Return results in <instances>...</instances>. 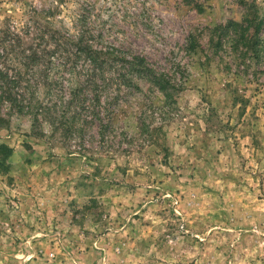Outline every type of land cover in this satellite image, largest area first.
<instances>
[{"label":"rangeland","instance_id":"obj_1","mask_svg":"<svg viewBox=\"0 0 264 264\" xmlns=\"http://www.w3.org/2000/svg\"><path fill=\"white\" fill-rule=\"evenodd\" d=\"M80 4L171 89L109 106L103 136L0 105V264H264V0H66L64 20Z\"/></svg>","mask_w":264,"mask_h":264},{"label":"trees","instance_id":"obj_2","mask_svg":"<svg viewBox=\"0 0 264 264\" xmlns=\"http://www.w3.org/2000/svg\"><path fill=\"white\" fill-rule=\"evenodd\" d=\"M65 1L26 2L20 19L0 17V105L29 116L34 129L81 134L99 122L103 136L118 115L109 106L143 91V84L167 92L171 83L144 56L111 40L113 26L102 12L80 4L64 20L59 7ZM12 153L0 144V166Z\"/></svg>","mask_w":264,"mask_h":264}]
</instances>
